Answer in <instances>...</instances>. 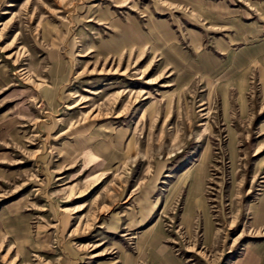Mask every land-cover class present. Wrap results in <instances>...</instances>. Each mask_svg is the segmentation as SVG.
<instances>
[{
    "label": "rangeland",
    "instance_id": "rangeland-1",
    "mask_svg": "<svg viewBox=\"0 0 264 264\" xmlns=\"http://www.w3.org/2000/svg\"><path fill=\"white\" fill-rule=\"evenodd\" d=\"M0 264H264V0H0Z\"/></svg>",
    "mask_w": 264,
    "mask_h": 264
}]
</instances>
